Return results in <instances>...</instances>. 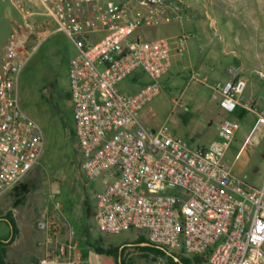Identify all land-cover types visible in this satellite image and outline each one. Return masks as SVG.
Listing matches in <instances>:
<instances>
[{"label": "built area", "instance_id": "1", "mask_svg": "<svg viewBox=\"0 0 264 264\" xmlns=\"http://www.w3.org/2000/svg\"><path fill=\"white\" fill-rule=\"evenodd\" d=\"M21 11L0 69V197L23 183L45 151L42 125L20 102V77L50 27L76 44L70 61V98L82 169L103 177L95 198L101 232L137 229L170 251L209 264H264V185L253 187L225 160L240 123L217 122L218 138L192 147L163 124L141 118L161 80L183 56L192 33L149 37L148 29L191 17L184 0H11ZM149 82L128 93L120 84L136 70ZM221 89L220 105L234 112L245 80L235 67ZM264 125V109L256 126ZM59 202L56 207H59ZM56 223L43 219L41 228ZM73 239L48 248L37 264H83Z\"/></svg>", "mask_w": 264, "mask_h": 264}, {"label": "rangeland", "instance_id": "2", "mask_svg": "<svg viewBox=\"0 0 264 264\" xmlns=\"http://www.w3.org/2000/svg\"><path fill=\"white\" fill-rule=\"evenodd\" d=\"M247 2L254 9L255 18L253 22L246 20V25L239 27L246 38L242 46L253 58L264 61V0ZM12 16L20 20V9L11 0H0V52L10 38ZM157 30L151 29L147 36H162L155 35ZM77 52L75 42L53 25L21 73V105L42 125L46 144L40 164L26 179L33 187L24 200L16 206L17 196L13 191L0 197V258L5 264H37L48 248H56L71 239L77 243L76 251L87 246L89 240L101 239L99 243L103 248L117 247L121 264H175L171 255L140 248L149 245L147 241L137 242L146 238L142 230L107 234L97 227L95 198L105 180L103 177L90 180L85 176L73 131L69 66ZM261 70L263 75L253 69L244 74L247 86L234 112L221 107L220 91L216 90V85H210L212 79L205 81L207 85H194L203 83V76L191 69L181 80L182 85H174L177 79L170 72L162 78L160 91L142 109V120L152 130L163 124L169 125L192 147L204 146L217 139V122L222 118L238 121L240 129L226 151L225 159L236 174L248 175L250 185L262 187L264 125L256 126L258 113L264 109V68ZM138 86L128 78L120 84V89L131 93ZM248 100H254V110L244 105ZM58 202L60 205L56 207ZM88 206L90 218L86 219ZM43 219L54 221L55 227L41 228ZM172 252L179 258L174 261L183 263L181 257L184 255L176 250ZM199 260L196 264H209L202 257Z\"/></svg>", "mask_w": 264, "mask_h": 264}, {"label": "crops", "instance_id": "3", "mask_svg": "<svg viewBox=\"0 0 264 264\" xmlns=\"http://www.w3.org/2000/svg\"><path fill=\"white\" fill-rule=\"evenodd\" d=\"M184 1L190 5L192 10L189 19L154 27L158 28L155 35L167 36L184 31L192 33V37L187 42L185 54L174 57L171 69L162 78L173 72L174 79H177L174 85H182L181 80L193 69L203 76V83L198 82L194 85H207L206 82L212 79L213 82L210 85H216V90L220 91L221 97L223 85L231 79L229 73L231 67H235L242 78L246 72L252 69L263 75L261 69L264 68V61L257 57L253 58L251 53L248 54L247 51H244L245 48L242 46V42H245L246 38L243 36V29L241 30L239 27L246 25V20L253 22L255 18L254 9L247 0ZM18 20L14 16L11 17L12 29L14 22ZM150 30L145 31V35H148ZM5 46L6 43L0 52V69ZM128 78L140 85L134 92L149 82V77L140 69ZM262 97L264 99V92ZM244 105L255 109L254 100H248ZM209 122L211 123V120ZM143 234L146 236L145 232ZM77 254L83 264H120L119 258L112 254L100 253L89 245L81 246Z\"/></svg>", "mask_w": 264, "mask_h": 264}, {"label": "trees", "instance_id": "4", "mask_svg": "<svg viewBox=\"0 0 264 264\" xmlns=\"http://www.w3.org/2000/svg\"><path fill=\"white\" fill-rule=\"evenodd\" d=\"M74 133L76 134V128L74 127L73 129ZM33 185L32 183L29 181V180H25L23 183H21L20 185H18L14 190L13 192L15 193V195L17 196L16 200H15V204L16 206L18 204H20L25 196L31 191ZM86 205H88V201L86 202ZM90 211H91V208L90 206L87 207L86 209V219H89L90 218ZM95 215H96V212H95ZM101 239H94V240H89L88 242V245L93 247L96 251L100 252V253H108V254H112L114 255L116 258H118V249L117 247H109V248H103L99 241ZM144 241H147V242H150L148 240V238L146 237H143L142 239H140L139 241L137 242H144ZM151 243V242H150ZM144 250H149V249H156L158 250L160 253H162L163 255H166L167 252L165 250V248H162V247H159L157 245H154V244H150V245H147V246H142L140 247ZM183 254V253H182ZM184 257H181V261L183 263H179V262H176L174 261V258H171L173 260V262L175 264H196V262H200L199 258H201L200 256H192V255H186V254H183ZM195 262V263H194ZM120 263V262H119ZM122 263V262H121ZM120 263V264H121ZM0 264H5L4 261L0 258Z\"/></svg>", "mask_w": 264, "mask_h": 264}, {"label": "water", "instance_id": "5", "mask_svg": "<svg viewBox=\"0 0 264 264\" xmlns=\"http://www.w3.org/2000/svg\"><path fill=\"white\" fill-rule=\"evenodd\" d=\"M147 244L150 245L151 243L148 242ZM165 250H166V252H167L168 255H171L172 257H174V259L179 260V258L172 251H170V250H168L166 248H165Z\"/></svg>", "mask_w": 264, "mask_h": 264}]
</instances>
